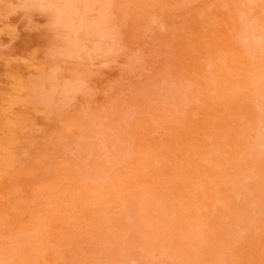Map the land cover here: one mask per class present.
<instances>
[{
	"label": "rangeland",
	"instance_id": "1",
	"mask_svg": "<svg viewBox=\"0 0 264 264\" xmlns=\"http://www.w3.org/2000/svg\"><path fill=\"white\" fill-rule=\"evenodd\" d=\"M0 264H264V0H0Z\"/></svg>",
	"mask_w": 264,
	"mask_h": 264
},
{
	"label": "bare ground",
	"instance_id": "2",
	"mask_svg": "<svg viewBox=\"0 0 264 264\" xmlns=\"http://www.w3.org/2000/svg\"><path fill=\"white\" fill-rule=\"evenodd\" d=\"M66 100V99H65Z\"/></svg>",
	"mask_w": 264,
	"mask_h": 264
}]
</instances>
